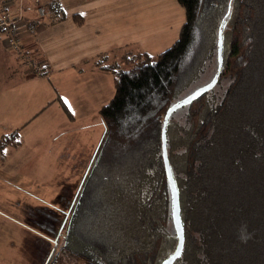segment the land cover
<instances>
[{"label":"trees","instance_id":"trees-1","mask_svg":"<svg viewBox=\"0 0 264 264\" xmlns=\"http://www.w3.org/2000/svg\"><path fill=\"white\" fill-rule=\"evenodd\" d=\"M176 1L185 21L169 49L102 67L115 91L99 109L104 133L60 249L85 264H162L175 252L163 130L183 227L173 264H264V0ZM8 4L0 0V10L18 19ZM43 9L49 24L64 19L57 4ZM219 32L215 85L227 80L226 88L214 85L178 117L180 108L172 111L164 127L175 100L218 57ZM18 143L17 133L3 135L0 155Z\"/></svg>","mask_w":264,"mask_h":264},{"label":"crops","instance_id":"crops-1","mask_svg":"<svg viewBox=\"0 0 264 264\" xmlns=\"http://www.w3.org/2000/svg\"><path fill=\"white\" fill-rule=\"evenodd\" d=\"M45 2L57 4L64 19L53 24H49L50 17L38 21L35 31L22 40L25 50L32 52L40 64V74L27 70L24 75L16 74L14 80L11 73L18 67L0 38V73L6 74L0 83V115L13 127L0 137L17 133L19 140L17 145L8 146L0 159V185L13 182L21 194L35 196L32 207L25 206L27 201L20 202L18 217L2 208L0 215L21 228L36 227L41 233H55L57 238L60 198L71 205L89 163L82 167L74 193L69 194L66 184L74 178L69 166L78 153L87 152L78 145L71 146L72 136L85 135L96 117V132H88L83 138L88 151L94 148L101 135L98 111L113 95L109 92L111 83L115 89V75L102 67L111 64L108 59L117 56L113 52L126 45L145 50L144 39L148 35L158 34L162 41L169 37L174 43L184 11L176 0H9L8 8L12 14L19 11L25 18L37 21L35 8L43 7ZM140 2L154 10L145 12ZM170 20L176 26L162 33ZM4 54L9 55V62ZM24 82L28 84L23 90ZM55 135L63 138L57 141ZM6 221L0 219L1 230L11 228V223L10 228L3 224Z\"/></svg>","mask_w":264,"mask_h":264},{"label":"rangeland","instance_id":"rangeland-1","mask_svg":"<svg viewBox=\"0 0 264 264\" xmlns=\"http://www.w3.org/2000/svg\"><path fill=\"white\" fill-rule=\"evenodd\" d=\"M125 1H126V3H128V2H131L132 0H125ZM49 5H50L49 3L45 2L43 4V7L45 9H47L49 7ZM139 6L143 7L145 12H149V11L154 10V9L151 10L152 8L147 7L146 2L143 4L140 2ZM45 19H46V16H45L44 20ZM125 21L127 22L129 20L125 19ZM184 21H185V13H184V16L182 15V21H181L182 25H183ZM141 25H143V23H141ZM182 25H181V27H182ZM19 26L21 28H19V30H18V32H19L18 38L20 39V44H21L22 49H21V52L17 55L12 53L11 51H9L7 49L6 43H5V41L7 39H5L4 35H0V38H2L4 41L5 49L10 53L9 55L12 56V59L14 61V66L18 67V68L13 70V73H11V75L14 77L13 78L14 80L17 77L16 74L23 73V75H24L25 71L27 72V70L34 72V70L36 68H39V66H40L35 55L32 52H27L25 50L26 48L23 47V43H22L23 37L26 35H30L32 33V31L33 32L35 31V28L32 31L26 32L25 28L22 27L23 24H20ZM175 26H176L175 21H171V20L167 21L164 28H163L162 33H164L168 27L174 28ZM181 27H180V29H181ZM180 29L178 32V36L180 33ZM242 30H246V29L242 27L240 29V31H242ZM166 32L169 34L172 33V31H166ZM248 34H249V32H248ZM178 36H176L177 39H178ZM144 42H145V47H146L145 50L147 52H150V54L153 56L159 55L158 53H162L163 51L169 49L174 44V43H170L169 37L167 40L162 41V37L160 38V36H158V34L157 35H155V34L148 35L144 39ZM138 48H140V49H136V47L133 48L132 45H129V46L126 45L125 49L113 52V54H117V56L116 55L113 56V58H111L110 61L108 59L107 62H112V63L119 62L124 54L127 55V54H135L137 52H141V53L145 52L144 48H142L140 46ZM9 55L4 54V56H6V62H9V60H8ZM120 64L122 65V63H120ZM220 65H221V57L218 56L216 58V56H215L214 61H212L206 67L205 71L201 75V78L198 81H196L195 83L191 84V86L188 87L180 95V97L177 100H175L174 103L177 104V103L183 101L184 99L190 97L191 95H193L196 91L201 90V89L211 85L215 80H217V75L215 72H216V69H218L220 67ZM124 67H127V64H125ZM6 71H7L8 75L10 76V74H9L10 70L6 69ZM41 72H42V70H41ZM109 72L114 76V73L112 71H109ZM34 73H36V72H34ZM40 73H36V74H40ZM28 75H34V74H30V72H29ZM5 78H6V74L0 73V83L5 81ZM13 83L17 84L15 82H13ZM27 84H28L27 82L23 83V85H22L23 90L27 87ZM227 84H228L227 80H224L220 83H217L213 89L217 93H221L226 88ZM114 91H115V89L111 83L109 85V92L114 94ZM111 96H113V95H111ZM181 113H185V108H180L177 111V114H176L177 117L180 116ZM98 115H99V111H98ZM95 118H94V122H93L92 126L89 127V129L87 130L85 135L73 134V136H72L73 138H72L71 146L73 144L78 145L79 148H83L87 152L78 153L76 155V161L72 163L73 165L69 166V172L74 177L72 180H70L69 183L66 184V191L69 194L74 193V190H75L74 186H76V180L78 178V174H80L82 167L86 166V162H89L85 173L87 172V170L91 164V161L93 159V156L95 154V151L101 142V138H102L103 133H104V127H103V124L101 122V118L99 116V118H100L99 119V125L101 124V128H100L101 130L99 129V132H101V135H100L99 139L97 138L98 141L96 142L94 148L91 149L92 154H90L91 151H88V147L84 146L83 141L85 139H83V138L88 135V132H92V133L96 132V131H94L97 128V123L95 121ZM1 119H2V116L0 115V135L2 133L9 132L13 128L11 124H9L8 122L1 120ZM96 136H94L92 138L93 141L95 140ZM55 138L57 141H60L63 137H60L59 135H55ZM88 139L89 138L87 137L86 140H88ZM3 157H4V153H3V156L0 155V159H2ZM2 182H6V181H2ZM15 186H18V185H16L13 182L11 184L7 183L4 185H0V208H2V210L4 212L8 213L9 215H11L13 217H18L20 215V213L18 214V212H17V211H19V208L17 206H20V202L22 201L24 204L25 201H27L25 206L27 208L29 206L32 207V205L34 204L33 202H35V200L33 199L35 196L30 195L28 193L27 194H24V193L21 194ZM80 186H81V184L78 185V188L75 190V193L73 196V201L71 202V205L66 203L63 199L60 198L59 209H60V213H61L60 214L61 225H60V228L57 232V238H55V233H53V232L41 233V231H39V229H37L36 227H34V228H29V227L21 228V227H19L20 225H18V224L16 225L15 221H12V222H11V220L6 221L5 215L4 216L0 215V219L3 218L7 222L6 224L3 223L5 226H7V224H8V226L10 228V223H11L10 229H8V228H6L4 230L0 229V264H46L50 258L52 260L51 264H85L82 260H80V259H78L72 255H68V254L60 252L61 243H62V241H61L62 239H60V238L64 237L65 228H66L67 222L70 218V211H71V208L75 202L76 194L79 191ZM12 197H14L13 200H11ZM16 199L19 202H17ZM13 206H14V209H11V207H13ZM60 234H61V236L59 237Z\"/></svg>","mask_w":264,"mask_h":264},{"label":"water","instance_id":"water-1","mask_svg":"<svg viewBox=\"0 0 264 264\" xmlns=\"http://www.w3.org/2000/svg\"><path fill=\"white\" fill-rule=\"evenodd\" d=\"M219 49H218V56L220 57L221 54V46H222V39H221V32H219ZM216 80L209 86L196 91L193 95H191L190 97L184 99L183 101H181L180 103L176 104L174 107H172L167 115H166V120L164 123V127L167 123V118L169 116V114L176 110L177 108H180L186 104H188L192 99L198 97L200 94H202L203 92H206L208 90H210L214 85H215ZM163 153H164V161H165V165H166V169H167V173H168V180H169V184H170V188H171V197H172V212H173V223H174V228L176 230L179 242L177 245V248L175 250V252L173 254H171L169 257H167L162 264H173L175 262V260L180 256L181 251H182V245H183V227H182V223H181V219L179 216V205H178V193H177V188L174 182V179L172 177L169 165H168V161H167V157H166V151H165V136H164V130H163Z\"/></svg>","mask_w":264,"mask_h":264},{"label":"built area","instance_id":"built-area-1","mask_svg":"<svg viewBox=\"0 0 264 264\" xmlns=\"http://www.w3.org/2000/svg\"><path fill=\"white\" fill-rule=\"evenodd\" d=\"M35 12L38 20H44L46 14L45 10L41 6L35 8ZM35 22L31 19L24 18L22 14L19 15L16 20H8L7 15L3 10H0V31L6 36V47L14 54H19L21 52L20 39L18 38V30L21 28L19 25L23 24L22 27L25 28L26 32L32 31L35 28ZM42 68H36L34 72L40 73Z\"/></svg>","mask_w":264,"mask_h":264},{"label":"flooded vegetation","instance_id":"flooded-vegetation-1","mask_svg":"<svg viewBox=\"0 0 264 264\" xmlns=\"http://www.w3.org/2000/svg\"><path fill=\"white\" fill-rule=\"evenodd\" d=\"M61 236V234L59 235V237ZM60 239H62V237L60 238Z\"/></svg>","mask_w":264,"mask_h":264}]
</instances>
